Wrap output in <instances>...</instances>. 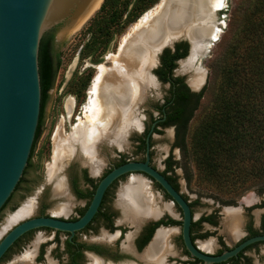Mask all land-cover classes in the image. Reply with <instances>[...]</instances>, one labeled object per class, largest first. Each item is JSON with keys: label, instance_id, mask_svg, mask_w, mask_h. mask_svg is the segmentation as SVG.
I'll list each match as a JSON object with an SVG mask.
<instances>
[{"label": "rangeland", "instance_id": "obj_1", "mask_svg": "<svg viewBox=\"0 0 264 264\" xmlns=\"http://www.w3.org/2000/svg\"><path fill=\"white\" fill-rule=\"evenodd\" d=\"M105 1V0H104ZM250 0H226L223 9L216 12L217 27L220 29V35L218 40L212 42V46L205 55V57L200 58L201 61H197L196 66H201L205 72V80L203 84L197 90H205L204 97L200 101V105L197 111H195L185 138V144L183 145L178 141L177 129L174 127H164L161 129L162 133L154 134L152 150H153V162L154 164L163 169L164 161L170 156L173 157L176 165L175 174L180 186V191L187 195L190 199L200 198L201 204L195 207L196 217L200 215L203 211H212L218 202H227V205L223 207H235L238 202H243L244 199L250 196L264 197V182H259L253 185L251 188L235 193H221L217 191L209 181H205L198 172L196 163L192 156L191 151V140L193 134L199 127L204 115L209 112L214 106V97L217 91V80H218V69L221 63L224 61V56L227 53L229 44L233 38L237 26L240 23V19L246 10ZM163 0H159L156 4H153L145 13L139 15L135 21H131L126 24L125 18L122 19L120 24L116 25L112 31L114 32L113 39L105 50V43L103 38L97 40L100 48L93 54L88 55L87 45L90 40L95 36L96 29V15L91 18L79 31L68 32L61 41H57V47L62 56V66L58 72L57 79L54 87L49 91V100L46 105L45 110V120L44 126L39 138L38 147L36 151L34 165H41L42 171L39 172L40 180L33 184L28 191L21 190L15 203L7 205L4 210L0 213V240L15 226L17 223L35 217L39 212V206L42 202H48L49 194L45 195L44 188L53 183V179L49 175H46L45 170L50 169L53 165L55 157V135L58 130H61L63 135L69 137L74 134L75 126L79 122V118L85 120V106L89 101V92L91 85L93 84L97 74L99 73V66L101 64L107 67L113 66V59L119 54L120 47L123 44V38L126 37L133 29V26L149 11L156 9ZM104 3V2H103ZM102 6V5H101ZM61 31V30H60ZM60 31L55 35L57 38ZM56 38V39H57ZM183 39H181L182 41ZM183 42H187L184 39ZM96 43V44H97ZM104 53H102V51ZM101 54V55H100ZM190 48L186 60L190 57ZM102 56V63L93 64L92 60L97 57ZM184 60V61H186ZM200 62V63H199ZM181 64L177 65L175 74L176 76L184 77L187 82L191 79V74L181 73L179 70ZM156 70H153V74L156 76ZM179 72V73H178ZM89 80V84L85 88L84 85ZM190 84V83H189ZM169 85L161 82L156 87L150 88L143 93L144 101L138 106L140 110L138 111V119L142 125L147 126L151 116L158 117V114L150 110L152 104H159L164 101V98L168 95ZM143 123V124H142ZM140 128V129H141ZM138 130V129H137ZM144 130V129H143ZM138 131L128 132L126 137L125 148H119L124 150L125 153L138 157L135 150V140L133 137L137 136ZM143 133V131L138 134ZM98 146H100V152L96 150L94 155H83L81 152L80 145H75V153L67 154L63 159L62 166L60 167V172L57 175L61 179H65L67 176L66 170L74 162H84L83 159H88L92 162L101 160L104 164L105 154L113 155L114 149L116 147L112 146L110 142H106L102 139ZM78 149V151H77ZM81 154L82 156H77ZM98 154V155H97ZM96 156V157H95ZM114 157V156H113ZM82 158V159H81ZM98 160V161H99ZM29 176H33L30 173ZM131 178V177H130ZM128 178L120 183L118 189L128 185ZM137 179V178H135ZM145 182L142 178L139 179ZM62 182V181H60ZM59 183V182H58ZM57 181L52 184V189L57 190ZM65 183V182H64ZM147 184V183H146ZM151 184V183H149ZM152 186V184H151ZM155 193L157 196L161 197L158 189L155 188ZM28 203L33 205V210L30 215L20 219L19 222L11 223V219L19 212L21 209L26 207ZM67 203H74V211L77 208L83 206L82 201H72L66 199L64 201H59L55 203L56 206H51L48 210L50 213L55 214L58 212L56 207ZM164 205L171 206L172 202L170 200H163ZM215 203V204H214ZM58 207V209L60 208ZM226 209L222 208L221 213ZM57 214V213H56ZM59 215V214H57ZM64 215V214H62ZM61 216V215H60ZM72 213L65 215V217H71ZM225 216L223 215L222 218ZM134 230L128 229L126 231L125 237L121 240V244H127L129 237ZM106 234V228L101 225L95 234H80L79 240L87 239L89 242H103V236ZM118 231L114 232L113 235H117ZM54 231H38L29 237L24 243L17 247L11 255L5 259L2 264H47V261L56 259L55 251L57 244L54 243ZM214 237V236H213ZM114 238V237H113ZM66 236L61 235L60 246L63 249ZM209 239L202 241L201 245H205ZM39 242V245H45V258L42 261H37L33 263L36 246L34 244ZM105 242V241H104ZM39 247V246H38ZM38 249V248H37ZM33 253V254H32ZM66 257V256H64ZM36 258V257H35ZM49 258V259H48ZM64 259V258H63ZM58 259H56L57 261ZM52 263V262H51ZM50 264V261H49ZM106 264H109L107 262Z\"/></svg>", "mask_w": 264, "mask_h": 264}, {"label": "flooded vegetation", "instance_id": "obj_2", "mask_svg": "<svg viewBox=\"0 0 264 264\" xmlns=\"http://www.w3.org/2000/svg\"><path fill=\"white\" fill-rule=\"evenodd\" d=\"M55 42L57 47L56 37ZM180 43L188 44L187 42ZM188 48H190L189 44ZM174 71L171 76L172 81L165 83L169 85L168 95L164 98L163 102L156 105L152 104L150 108V110L153 109V111L158 114V117L151 116L149 122L147 123L148 125L145 127L142 125L141 131H143V133L138 134L139 132H141L138 131L136 133L137 136L133 137V139L135 140V152L139 156L135 157L129 155L128 153L126 154L124 151L125 149L120 150L115 145H112L116 147L114 149V154L104 155L105 162L101 166L99 172L93 171V164L87 158L83 159L84 162L82 163L78 161L72 163L66 170L67 176L65 179H61L60 176L57 175L53 180V183L44 188L45 195L49 194L50 200L48 202L41 203V205L39 206V212L35 217H54L67 221H76L80 217H82L87 211L93 199V195L98 184L107 174H109L115 167H119L127 162L146 161L147 142L145 151H143L141 147L143 145V141H147V138L154 124V131L150 135V165L157 169L160 173H162L167 179L170 178L171 180H173V183L169 180L168 181L174 188L177 187L175 188L177 191L181 192L177 176L175 174L176 165L173 157L169 156L164 161L163 169H160L153 162L152 150L154 134H158L156 130L161 131V129L163 128L161 126V123L168 119V109H170L171 107V103H169L168 100L173 97L172 93L174 92V96L179 92L187 90L192 94L200 93V91L193 90L194 88L191 86V84H189L190 80L189 82H187L184 77L176 76ZM183 74H187L188 76H190L189 73ZM177 78L181 79L182 83H177V81H175V79ZM43 126L44 125L41 126V130H43ZM171 127L177 129L176 126ZM99 153L102 152H100L99 150ZM41 171V165H33L30 170L22 177L24 182L21 190L28 191L33 184L37 183L42 177L39 173ZM30 173H32L33 176H29ZM45 173L46 175L50 176V169L47 168V170H45ZM128 178H130V180H128V183H131L135 178H142L145 183L148 184L154 205V211L152 210L148 212L144 217H142V220L139 223L135 224L124 218V210L119 206V194L124 187L118 189V186L122 181L127 180ZM56 181L57 183L59 181L65 182L69 190L68 192L71 196L69 200H71L72 203L74 200L82 201L83 206L77 208L74 211L73 203L70 206V212L68 214L62 215L57 213L59 214L57 215L56 213H50L48 209L51 206H56L55 203L65 200L63 196H60L58 190H56V187L55 189H52V184H55ZM149 183H151L152 186ZM155 188L160 191L159 193L161 194V197H159L160 195L157 196L154 191ZM182 195L188 201L192 210V224L190 228V235L194 246L199 252L208 256L217 257L227 251L235 249L237 246L253 237L264 236V197L254 196L256 201L251 204L246 203V199H244L243 202H238L235 207L228 208L223 207L227 205V202L221 201L215 205L212 211H203L196 217L195 207L201 204L200 198L197 197L196 199H190L184 193H182ZM163 200H170L172 202L171 206L164 205L165 203H163ZM58 207H56L57 210ZM222 208L226 209L223 213H221ZM229 210L233 213H238L239 215V229L236 230V232L234 231L233 233L229 232L230 224L232 222L228 213ZM71 213V217H65V215H69ZM152 213L154 214L152 215ZM223 215L225 216L224 218H222ZM101 225L106 228V237L108 236V239L106 238L107 240H103L105 242H89L87 239L83 241L79 240L80 234H95ZM161 227L168 230L169 232H172H170L169 235L171 238H168L167 241L163 243L161 252H159L155 256L156 258H162L161 262L163 261L164 264H205V262L200 260L199 258L191 256L184 245L183 213L177 206V204L172 201V199L165 193V191L159 186V184H157L147 175L142 173L127 174L114 181L112 185L107 189L98 212L94 216L93 220L89 223V225H87V227H85L83 230L76 232L73 236H71L70 233L55 231L52 229H38L30 231L14 243V245L0 260V264L6 258H8L17 247H19L22 243L29 239L32 234L39 230H49L55 232L54 243L57 244V250L54 252V255L58 260H49L50 264H94L95 260L99 261L102 264H106L107 262H109V264H147L148 261L143 255H146L147 250L150 248L158 233V230ZM128 229L134 230V232L131 233L132 238L130 239L129 237L130 241L127 244H121V240L125 237L126 231ZM116 231H118V234L113 235ZM61 235L66 236L63 249L60 246ZM206 239H209L207 243L205 245H201L202 241ZM208 243L211 244V247L208 245ZM34 246H36V256H34L32 261L33 263H37V261H42L45 258L46 246L39 245V243L37 245L35 244ZM160 253L163 254L161 255ZM49 261H47V264H49ZM213 264H264V241L249 245L248 247L243 249L237 257H233L228 261Z\"/></svg>", "mask_w": 264, "mask_h": 264}, {"label": "trees", "instance_id": "obj_3", "mask_svg": "<svg viewBox=\"0 0 264 264\" xmlns=\"http://www.w3.org/2000/svg\"><path fill=\"white\" fill-rule=\"evenodd\" d=\"M158 1L105 0L96 15L99 20L96 21L95 36L86 44L88 55L95 54L102 43L107 49L114 35L112 29L120 24L125 15L126 24L134 22ZM56 31L57 28L47 32L40 44L41 112L24 174L34 165L33 157L42 133L41 126L44 125L49 91L54 87L62 66V56L55 42ZM99 37L104 42L98 44ZM188 49V44L180 43L174 53L170 49L163 52L161 66L156 70L162 82L172 81L177 61L188 55ZM102 61V56H98L92 63L100 64ZM175 81L182 83L179 78ZM217 82L214 106L204 115L192 136L191 153L201 177L217 191L242 192L264 182V0L249 1L224 61L221 60ZM88 84L89 80L84 87ZM172 94L173 97L168 100L171 103L168 119L161 126H176L178 141L184 145L189 123L199 108L205 90L199 94L189 93L188 90L175 96L174 92ZM141 148L145 151V140ZM168 180L173 183L170 178ZM23 182L22 178L8 203L21 190Z\"/></svg>", "mask_w": 264, "mask_h": 264}, {"label": "water", "instance_id": "obj_4", "mask_svg": "<svg viewBox=\"0 0 264 264\" xmlns=\"http://www.w3.org/2000/svg\"><path fill=\"white\" fill-rule=\"evenodd\" d=\"M100 1L0 0V212L4 210L3 208L14 194L24 175L36 138L42 101L39 66L41 40L47 32L57 28L55 35L61 31L56 40L61 41L68 32L94 12ZM181 39L183 40L181 41ZM184 39L190 45L191 54L192 44L185 35L170 39L159 48L156 55L157 61L154 66L149 68L157 83H159L158 76L152 72L160 66L161 55L166 49L174 52L176 45L183 42ZM186 58L178 60L177 65H180ZM154 127L155 124L146 141V161H130L115 167L98 184L93 199L82 217L76 221L54 217H32L21 222L18 221L19 223L0 241V260L18 239L30 231L52 229L70 233L73 236L76 232L83 230L98 212L105 192L112 183L124 175L135 173L145 174L154 180L181 209L184 245L191 256L199 258L205 264L228 261L237 257L249 245L264 241V236L253 237L235 249L217 257L205 255L197 250L190 235L192 210L188 201L162 173L150 165V135L154 131ZM141 129H133L130 133L141 131ZM37 147L38 143L33 163ZM77 156L82 155L77 154ZM20 191L8 205L16 202ZM161 229L163 227L159 230ZM131 238L132 236H130ZM38 243L36 241L35 244Z\"/></svg>", "mask_w": 264, "mask_h": 264}, {"label": "bare ground", "instance_id": "obj_5", "mask_svg": "<svg viewBox=\"0 0 264 264\" xmlns=\"http://www.w3.org/2000/svg\"><path fill=\"white\" fill-rule=\"evenodd\" d=\"M225 1L163 0L161 5L149 11L133 26L132 31L123 38L120 52L113 59V66L107 67L103 64L99 66V73L91 85L89 101L85 106V120L79 118L74 134L69 137H65L61 130L56 133L55 157L53 165L50 166L51 179L54 180L57 173L62 170L60 167L65 155L75 153L77 144L80 145L83 155H94L96 150L99 153L98 145L104 141L102 139L121 149L125 148L128 132L141 128L137 114L140 108L138 106L144 101L143 93L158 84L149 68L156 63L159 48L170 39L181 35L190 39L191 55L180 63L179 71L191 74L190 84L194 89L203 84L205 72L200 65L197 67L195 65L200 58L205 57L212 42L218 40L220 29L217 27L216 12L224 8ZM102 2L103 0L88 18L70 32L79 31L89 22ZM102 165L101 160H94L93 171L99 172ZM57 186L60 196L70 199L66 184L59 181ZM255 201L254 196L246 198L248 204ZM70 206L71 203H67L56 213L68 214ZM119 206L124 210L126 220L134 224L139 223L148 212L154 211L148 184L133 179L121 190ZM32 210L33 205L28 203L11 219V223L27 217ZM228 213L232 220L229 232L233 233L239 229V215L230 210ZM170 232L166 229L158 231L146 255H143L148 261L147 264H164L161 262L162 258L158 259L155 256L161 252L163 243L171 238ZM107 237L104 234L103 238ZM94 264L102 263L95 260Z\"/></svg>", "mask_w": 264, "mask_h": 264}]
</instances>
